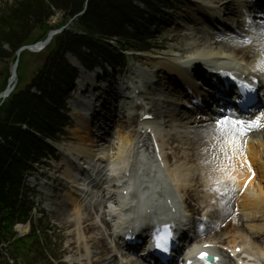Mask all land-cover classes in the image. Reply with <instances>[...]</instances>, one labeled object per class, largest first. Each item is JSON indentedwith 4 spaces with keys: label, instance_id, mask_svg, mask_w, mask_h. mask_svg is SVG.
I'll return each mask as SVG.
<instances>
[{
    "label": "bare ground",
    "instance_id": "bare-ground-1",
    "mask_svg": "<svg viewBox=\"0 0 264 264\" xmlns=\"http://www.w3.org/2000/svg\"><path fill=\"white\" fill-rule=\"evenodd\" d=\"M234 1L237 5V9L232 10L231 6L233 5ZM260 2L263 4L262 7L259 6ZM194 7L197 9L196 17L198 22L203 21L202 18L204 19L207 13L206 9L213 14V19L217 20L219 18V15L217 16V14H219L218 11H220L219 8H222L226 11L223 17V20L225 21L235 20V18H238L241 15L245 17V13L249 11L255 15L254 19L256 23L257 21H260L261 26H256L252 29L249 27V21L251 19L243 18V28L246 30V34L249 33L251 35L249 38L245 40L242 39L240 41H233L219 34L209 33V35H205L202 39L204 43H207L209 46L215 47L218 50L215 52L194 51V57L189 59L186 63L189 65V68L192 70V72H195L199 75L197 70L203 68L207 70L210 68L209 71L211 73H215L217 69L209 64V60H213L214 57H219L221 54L226 53L235 59H240L245 62L246 65H238L240 66L241 72L247 74V76L249 75L248 77L251 80L260 81L262 78H264V53L262 57L259 54L258 58H254L255 55L251 56L252 52L250 49H248V46L254 39H257V41L262 42L264 45V22L261 23L264 21V0H249L248 2H244V0H197ZM198 22L196 23L199 24ZM190 49L179 50L178 53L183 55ZM172 52H177V50L173 48ZM166 56L170 57V54ZM169 57L166 58L169 59L167 62H163L161 64L159 63L160 67L165 70L169 77L173 78L177 76L183 82L188 84L189 77L188 74L185 73L183 66L179 63H176L174 61L175 58ZM71 61H74V59L71 58ZM205 61L208 62V65L204 63ZM159 72H155L156 76L157 74L159 75L161 73ZM79 75L80 80H78V89L75 95L77 96L80 93L83 94L86 97V101L84 102V111L80 112L75 110L74 113V117L78 121L76 139L79 141V144L78 147L72 148L71 153L75 154L79 159L82 158L92 161L93 166L81 165V167H77L75 164H73V162H68L64 174L67 182L63 183L61 186V188L63 187L65 189H69L66 200L57 198V196L54 195V188L52 186L45 185L43 187V190L45 191L47 207L59 215V217H63V221H65V224L69 226V236L71 237V241H73V243H71V246L73 247L71 250V254L73 256L71 263L134 264L123 259L120 260V257L125 256V251L120 247V245H118L117 251L111 250L109 247L108 240L111 239L112 241H116L115 239L117 232L115 227H113V225L107 220L108 215L105 214V216L102 218V227L99 222L93 221L94 216L99 214V209L95 208L93 210L89 206L90 204L83 203L81 198L83 196V192L95 193L98 190H96L93 184L90 183L91 180L88 178V174L86 181L82 183L80 181V173L84 171V169L87 170L93 168L94 171H97L100 170L101 167H107L108 165L112 166L111 169L113 171L119 173L122 166L127 164V168L128 166H131L132 176L137 180L141 173L138 171V169L135 170L138 165V158H136V154H138V152L144 147H149V140L148 138L144 139V137L141 135V131L152 128L154 124L152 121L141 123L140 119L144 114H152L157 118L166 117L170 119V124L173 122H171V120H177L181 123V127L183 125L191 126V128L196 131L192 132V134H197L196 140L187 145L191 146V148H194L196 151L202 149V153L206 151L207 146L210 147V151H213L211 156L214 158L210 167L213 168L215 177L217 181L220 182V185L226 187L229 191H233L230 199H227L230 205L233 202V209L236 206L243 214L242 218L236 219L234 222L230 223L231 217L230 213L225 210L226 205L220 204L219 223L221 227L213 228L211 231L206 230L207 236L211 235L208 233H212L213 231H219L220 233L218 232L213 238L210 236V239H202L205 234L198 231L196 238V240H199L197 241L199 243L198 246H203L206 243L217 242L219 240L222 241L224 240L222 236L226 235L227 237L225 242L220 243V241L218 242L219 244H223L224 246L235 251L237 247L244 248L246 245H248V243H251L253 250L256 251H251V257H259L261 260L260 264H263L264 249L261 248V243L259 240H256V237H253L251 240L247 234H245L244 229H247L248 226H245L244 220H253L258 217L262 218V225L255 228L252 227V231H250L253 235H257L258 232L264 233V218L263 216H260V214H264V127L253 128L252 130L247 131L246 137L243 141L240 142L238 140V143L228 144L226 146L224 143V134L219 129L217 122L229 118L221 114H216L215 117L212 114L209 116H204L203 112L195 111V109L191 107L190 103L186 101L187 98H191L194 104H196L195 99H193V97H189V93H183L179 88L172 89L168 83L163 80V77H161V80H159L157 77L158 81H155V77L150 78V81L147 84L140 88L136 87L138 89H144L146 92L144 95L136 97L134 96V92L131 91L126 92L125 94L122 92L116 93L115 91L108 93L105 86H100L95 83V81L98 82L101 80L100 75L89 77L84 73L83 70H81ZM173 79L176 82V79ZM205 80L204 82H206ZM11 81L14 82L15 79H12ZM134 83L135 79H132L131 84L133 85ZM191 92L195 97L199 95L196 88H191ZM105 94H108V96L105 97ZM140 100H142V102ZM113 101L114 103H117V105H113ZM142 108L147 109V112L140 113ZM181 108H185V111H181ZM206 108L208 107L206 106ZM208 111H210V108ZM191 113H195L198 116L191 119ZM209 118L214 123L210 126L215 128L211 133L209 126L207 127L206 125ZM256 120H259V123L264 125V112L260 113L256 117L251 118V121ZM205 125L206 127L203 128ZM96 126H98V128ZM115 128H119L117 138L118 142L115 144V146H107L110 144V139L111 136L114 135L113 131ZM184 128L187 127L185 126ZM211 134L214 135L211 136ZM169 136L170 131L166 138ZM210 138V142H207L206 139ZM248 138L249 143H246ZM171 140H173L172 143H170ZM179 141L181 144L184 142L183 138L181 137L178 139H176V137L167 138V141L163 143V146L165 144L167 150L170 149V147L173 149L175 143ZM140 145L143 146L140 148ZM95 149H98V151ZM99 149H101V151ZM107 149L110 150L107 151ZM182 157L185 159V161L188 158V156ZM132 159L134 160L133 165H131ZM165 160L167 163H170V157L168 155L166 156ZM182 160L179 159V161ZM256 170L261 172L263 175H259L257 179L252 181L250 187L244 191L243 195L238 194L236 189H242L247 180L253 179V172ZM129 172V169H125L123 171V176L126 178ZM176 175L178 176L176 179L179 181L176 184L177 188H180L182 185L181 188L188 196L189 208H191V211H195L197 206H201L200 192L198 190L187 188V179L185 174H182L183 178L179 173ZM171 176L174 178L173 174H171ZM137 183V191L140 194L143 188L141 186L140 178ZM102 188L103 187H100L99 191H102ZM207 195L208 193H206L205 198H207ZM138 197L139 195L136 198ZM149 199L151 201L156 200V202L159 204V200L154 196L153 193H151ZM207 207L208 206L206 204V207H204L203 210L204 212H208L206 210ZM203 211H201L200 217H202V214L204 213ZM197 222L201 225L198 220ZM197 222H195L194 225H199ZM103 226L107 228L106 231H103ZM253 229H256L257 233L253 232ZM97 231H101L102 233L100 232L101 234H96V236L93 237ZM236 235L240 236L236 238ZM207 236L205 237L208 238ZM239 239H241V241H237ZM194 244L195 243L192 242V245ZM136 264L146 263L138 259Z\"/></svg>",
    "mask_w": 264,
    "mask_h": 264
},
{
    "label": "trees",
    "instance_id": "trees-1",
    "mask_svg": "<svg viewBox=\"0 0 264 264\" xmlns=\"http://www.w3.org/2000/svg\"><path fill=\"white\" fill-rule=\"evenodd\" d=\"M170 1L15 0L0 9V60L16 56L21 47L32 43L37 31L45 32L38 38L42 41L46 32L75 18L73 26L46 48L44 63L30 83L17 88L0 107V245L7 244L29 257L34 246L41 244L35 228L31 236L17 238L14 226L31 219L26 176L55 154L54 143L70 122L65 99L77 70L68 55L90 70L125 63V52L149 48L145 36L148 20ZM57 13L62 22L50 26ZM113 40L116 46L111 45ZM26 53L20 57L19 67L24 65Z\"/></svg>",
    "mask_w": 264,
    "mask_h": 264
},
{
    "label": "rangeland",
    "instance_id": "rangeland-1",
    "mask_svg": "<svg viewBox=\"0 0 264 264\" xmlns=\"http://www.w3.org/2000/svg\"><path fill=\"white\" fill-rule=\"evenodd\" d=\"M14 1L15 0H0V9L6 8L7 6L14 4ZM193 1H194L193 5H195V2L197 0H180L178 5L173 6V9H174V11H176V13L173 11H169V12H167L165 17H159L157 20L153 21L149 25V27H150L149 33L151 34V36H150L151 44L154 47V50L151 53L155 54L157 56V59L153 55H150L149 53H137V54L131 53V55L133 56L132 59L134 58L136 61L139 59V60H141L142 64L140 65L139 63H135V61L131 60V63L126 70L127 75L129 74V71H131L132 69H135V68H142L143 70H145L149 73H153L156 70H159L160 64L163 62H167L169 60V59H166L167 58L166 54L167 55L170 54V57L173 56L172 58H175L174 59L175 62L182 64V63L187 62V60L190 57H192V54L194 55V51H201V52H215V51H217L218 49H216L215 47L209 46V44L204 43V41L202 40L203 37L205 35H209V33L220 35V32L225 31L228 39H231L233 41H240L242 39L245 40V38H243V37H244V35H248V33L247 34L243 33V32H246V30H244L243 25H242L243 20L245 19V17H243L242 15L238 18H235V20L229 21V22H234V23H232V27H233L234 31H232L231 29L230 30H225V29L212 30V29L207 28V27H204V28L196 27V28H194V24H193L191 18L187 17L188 12H191L193 9V6L191 4V2H193ZM207 1H209V0H207ZM248 1L249 0H247V1L244 0V2H248ZM235 8L237 9V5L235 4V1H234L233 5L231 6V9L235 10ZM219 9L221 10L222 8H219ZM195 10H197V9L195 8ZM225 12L226 11H224V13ZM196 14H197V12H196ZM62 18H63L62 15L60 13H57L52 18V20L50 21V26H56V25L60 24L62 22ZM238 22H240V23H238ZM65 26L66 27L68 26L67 28H69L70 24H67ZM71 26H73V25H71ZM179 26L180 27L182 26V28H179ZM62 27H64V26H62ZM239 27H240L241 33L238 32ZM61 28L51 29L48 32H46L47 35H46V38L44 40L47 39L50 32H52L54 30H59ZM44 33L37 31L36 34L33 35V39L31 41L32 42L31 44L41 42L38 38L40 36H43ZM59 34H57V35H59ZM113 44H114V42H113ZM173 48L176 49L177 52H172ZM161 49H163V51H160ZM187 49H190V50L185 53L184 57H181V55L178 53V51L179 50H187ZM248 49H250L252 52L251 56L255 55L254 58H258L259 54L262 57V55L264 53V45L262 42L257 41V39L252 40V42L248 46ZM7 51L9 54H11L10 49L7 48ZM29 53H26L25 55H23L24 65L20 66L18 68V74H17L18 75V78H17L18 83H17L16 89L17 88H24L25 86H27L30 83L33 76L36 75L38 69L44 63V59L46 56L45 50L42 52H37V53H31V52H29ZM15 57L16 56L14 55L12 57L6 58L5 60H0V95L3 91H5L7 89V86L10 82V78L12 75V69H13V66H14L15 61H16ZM220 57H222L223 60L224 59L229 60V61H227V63H229L231 65H237V66H239L238 64L246 65L244 61H242L240 59H235L226 53L221 54ZM170 61H172V60H170ZM72 62L76 64L75 60ZM150 63H153V65H150ZM147 65L152 66V68L150 70L146 69L145 66H147ZM96 74L103 77L102 73L99 70L95 71L93 74H89L88 76L95 77ZM162 75L165 78L164 81L166 83H168V85L171 88H174L173 80L168 78L164 72ZM162 75H161V73L159 75L157 74V77L159 80L162 79L161 78ZM108 76H109V80L112 82L113 85L107 91H109V92L115 91L117 93L119 88H120V85H121L120 78L118 77L116 80H114L113 76H112V70L111 69H109ZM78 78H79V76H78ZM14 82H17V80ZM14 82H12V83L14 84ZM99 85L104 86L103 78L101 79V82L99 83ZM175 88H179V87L177 86ZM76 92H77V90L75 89V91H73L71 93L70 98L67 101V105H68V108L70 109V114H72L73 119L71 121L70 127L66 129L67 135L62 138V140L59 144L58 157H59L60 162L55 163L54 161H50L48 163V167L46 169L43 168L34 178L30 179L31 188L34 191H36V195H37V196L35 195V197H34V201L37 205V210L34 213L35 222L40 229L48 232V234H47L48 238L50 239V241H52V244H53L52 245L53 251H52L51 255L53 254V256L56 255V257H61L62 258L61 264H72L71 260H72L73 256L71 254V250L73 247L71 246V243H73V241H71V237L69 236V226L65 224V221H63V217H59V215H57L56 213L51 211V209L49 207H47L45 196L40 191H42L41 190L42 189L41 184L48 183L49 185H54V187H53V188H55L54 195L57 196V198H60L61 200L67 199V194L69 193V190L64 189L62 192H58V190L63 189V187L61 188V186L63 185V183L66 182V179L64 177L65 170L67 167L66 154H70L72 148L78 147V144H79V141L76 139V131L78 128L77 127L78 121L74 117V113H75V110H77V109H83L84 102L86 101V97L83 94L80 93L76 96L75 95ZM112 92H110V93H112ZM158 95H161V94H158ZM106 96H108V94H105V97ZM140 101L142 102V100H140ZM114 104L117 105V103H114V101H113V105ZM199 105H201V103H199ZM199 107H201V106H199ZM186 109H188V108H186ZM196 109L199 110V108L197 106H196ZM181 111H185V108H181ZM80 112H83V111H80ZM143 112L144 113L147 112L145 108H142L140 110V113H143ZM197 116L198 115L195 113L190 114L191 119L195 118ZM159 119L161 120V122H163V125L166 123V125H164V128L166 129L167 133H169V131H170V136L167 138H175L176 137V139H178L179 137H181V138H183V141H184V142H182V144L180 143V141L176 142L175 145L173 146V149H171V147H170V149H168V151H167L169 157L171 158L170 171L175 172L177 169L182 170L183 174H185L186 179H187L186 185L188 186V189L198 190L200 192L201 207L197 206L195 211H191V208H189V203H188V201H186L188 198L187 195L185 196L186 193L181 194L183 199L185 200L184 201L185 211L191 217L192 222H194V221L196 222L197 219L200 218V216H199L200 211L207 204V206H208V208H210V211L212 214V219H211L212 222L210 224L211 226L209 227L210 228L209 231L213 230V228H220L221 227L220 223H219V219H220L219 206L220 205H219L218 201H220V200L226 201V199L223 200V198H225L226 195L228 197V189H226V187H223L222 185H220V182L217 181V179L215 177V173L213 172V168L210 167L212 161L214 160V158L211 156L213 151L212 150L210 151V147L207 146L206 151H204V153H202V149L196 151L194 148H191V146L187 145V144H191L192 142H194L196 140V137H197V134H195V133L192 134L193 131L187 132L186 130L183 129L187 125H183L181 128V126H180L181 123L177 120L176 121L171 120V122L172 121L173 122L170 124L169 123L170 119H168L166 117L159 118ZM164 120H165V123H164ZM208 120H210V119H208ZM207 124L213 125L214 123L209 121ZM96 127L98 128V126H96ZM205 127H206V125L203 126V128H205ZM209 129H210V133H211L215 128L212 126H209ZM118 131H119V128L114 129V131H113L114 135L111 136L110 144L107 146H110V145L115 146V144L118 142V139H117L118 138ZM194 132H196V131H194ZM213 135L214 134H211V136H213ZM245 136H246V134L240 135L239 133H237L236 134L237 141L238 140L240 142L243 141ZM210 140H211V138L206 139L207 142H210ZM172 142H173V140H171L170 143H172ZM240 144H242V143H240ZM227 145L228 144H226V146ZM95 150L98 151V149H95ZM99 150L101 151V149H99ZM108 150H110V149H107V151ZM114 153H115V151H114ZM182 156H185V157L188 156V158L186 160L187 162L185 161V159ZM179 159L180 160L183 159V160L179 161ZM182 163H183V165H182ZM44 177H46L50 181H46ZM53 179H56L55 183L53 182ZM206 193H208L207 198H205ZM208 197H209V199H208ZM236 204H238V203H236ZM231 205L232 206L234 205L233 202L231 203ZM231 207L230 206H229V208H228V206L225 207L226 208L225 210H227L230 213V217H231L230 223L234 222L236 219H240L243 217V214L239 211L238 207L235 206L237 208V209L234 208L235 211H233L234 209L232 210ZM260 216H263V218H264V214H260ZM94 217L97 218L98 215L94 216ZM96 218H94L93 221H95V222L97 221L101 225L100 217L97 219ZM262 223H263V219L259 218V217L256 219H253V220L252 219H245L244 220L245 226H248L247 229L246 228L244 229L245 234H247L249 239L252 240L254 237V235L251 232L252 227L253 228L259 227L260 225H262ZM231 225H233V224H231ZM101 227H102V225H101ZM205 228L208 229V226H205ZM106 229L107 228L105 226H103V231H106ZM18 230H19L20 235H26L30 231V225L24 226L22 228L18 227ZM196 231H197V229H196ZM256 231H257L256 229H253V232H256ZM100 232L97 231L93 235V237L96 236V234L99 235L102 233V232L101 233ZM218 232L213 231L212 233H208V234H211L209 236H207V234L205 233V235L203 236L202 239H204V238L210 239V236H211V238H213ZM205 236H207L208 238H206ZM239 236L240 235H236L235 237L238 238ZM222 237L224 240H222V241L219 240V242L221 241V243H224L227 236L223 235ZM258 237H260V238H258L257 240H260V242L262 240L263 244H261V247L264 248L263 233L259 232ZM237 241H241V239H239ZM108 244H109V247L111 248V250L117 251V245L114 241L109 239ZM249 244H250V246H249ZM246 251L249 253L251 251H253V246H251V243H248V245H246ZM0 256H1V264H6L7 262L13 260V258H14L12 253H10L7 250H5L4 252H1ZM40 259H42V258H38L34 261L25 262V263H21V264H42ZM120 260H122L121 257H120ZM11 264H15V263H11Z\"/></svg>",
    "mask_w": 264,
    "mask_h": 264
},
{
    "label": "snow or ice",
    "instance_id": "snow-or-ice-1",
    "mask_svg": "<svg viewBox=\"0 0 264 264\" xmlns=\"http://www.w3.org/2000/svg\"><path fill=\"white\" fill-rule=\"evenodd\" d=\"M217 125L221 132L224 134V143L225 144H236L238 143L236 134L239 133L240 135H244L247 131L252 130L253 128L264 127L259 123V120L251 121L246 123L244 120L240 119H224L217 122ZM161 239L158 238L157 240V247H165L161 243ZM165 250L166 247H165ZM201 259L205 258V254H201Z\"/></svg>",
    "mask_w": 264,
    "mask_h": 264
},
{
    "label": "water",
    "instance_id": "water-1",
    "mask_svg": "<svg viewBox=\"0 0 264 264\" xmlns=\"http://www.w3.org/2000/svg\"><path fill=\"white\" fill-rule=\"evenodd\" d=\"M63 29L50 32L48 38L45 41H43V42H40V43H38L36 45L25 46V47L21 48L19 50V52L17 53V55L20 56L24 51H27V50L30 51V52H39V51L43 50L46 46H48L51 43V41L53 40L54 36L56 34H58L59 32L63 31ZM17 67H18V62L14 66V72H13V78L14 79L16 78V69H17ZM13 90H14V87L8 89L3 95L0 96V99L5 100L6 98H8L10 96V94L13 92Z\"/></svg>",
    "mask_w": 264,
    "mask_h": 264
}]
</instances>
